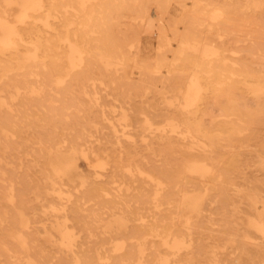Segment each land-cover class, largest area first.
<instances>
[{"label":"rangeland","instance_id":"374dc122","mask_svg":"<svg viewBox=\"0 0 264 264\" xmlns=\"http://www.w3.org/2000/svg\"><path fill=\"white\" fill-rule=\"evenodd\" d=\"M116 4L108 23L116 46L120 45L129 60V76L84 84L69 79L57 87L51 82L40 84L15 76L9 55H0V238L18 231L11 222L21 218L29 227L28 238L57 257V247H49L46 240L50 223L62 220L54 217L57 211L53 209L59 205L50 185L52 179L42 178L49 134L54 128L71 133L75 150L90 153L96 149L99 136L108 133V124H117L121 108H138L148 116L168 107L174 93L162 89L158 77L169 79L180 72L184 82L194 69L205 89L190 110L211 137L210 141L200 139L196 148L201 153L199 159H210L205 163L211 174L204 179L186 178V186L193 187L194 194L202 199L200 216L190 222L197 245L193 264H208L210 251L215 252L219 264H264V254L251 248L245 252L248 248L244 245L246 241L252 247L264 239V234L252 226L261 221L264 227V0H201L197 5L193 0H117ZM219 9L222 16L211 20ZM4 14L14 16L10 10ZM148 21L150 26L146 27ZM53 34L46 36L51 39ZM185 38L197 42L200 49L208 44L215 48L222 63L201 67L200 56L188 50L180 58V42ZM187 58L199 66L184 64ZM138 65H144L148 74L139 73ZM2 69L8 70L5 75ZM120 84L121 92L113 91L111 86ZM38 87L43 90L34 95L31 91ZM259 87L263 88L258 92ZM93 99L97 108L90 106L95 104ZM178 102L180 97L173 103ZM142 126L141 121L132 124L127 130L130 139L121 141L125 146L133 140L135 149L125 154L120 164L116 161L119 169L105 178L109 198H114L119 188L136 194L133 188L141 180L138 169L148 172L162 167L165 158L174 162L171 155L166 157L167 150L156 146L155 140L149 141V135L143 133L147 137L142 138ZM109 146L116 148V144ZM110 159L103 161L111 163ZM75 164L77 175L63 183L54 181V188L63 192L61 202L80 196L81 182L91 178L92 163L88 159L77 155ZM149 196L150 192L144 195ZM141 203L139 198L129 196L114 206L87 202L82 221L89 233L80 232L82 239L115 237L113 242L118 241L125 232L108 226L120 218L127 231L141 229L139 225L148 223L152 216V211L139 207Z\"/></svg>","mask_w":264,"mask_h":264},{"label":"bare ground","instance_id":"6f19581e","mask_svg":"<svg viewBox=\"0 0 264 264\" xmlns=\"http://www.w3.org/2000/svg\"><path fill=\"white\" fill-rule=\"evenodd\" d=\"M199 1L201 0H193L194 5ZM116 2L117 0H0V6L4 8L3 11L0 10V55H9V60L13 61L11 69L16 71L15 76L40 84L44 81L51 82L57 87H61L69 79L84 84L94 80L113 82L114 79L129 76L126 75L129 60L122 53L120 45L116 46V41L110 34V22L108 23L111 12L116 10ZM6 10L14 12L13 18L5 16ZM221 14L220 9L216 10L210 19L217 20ZM56 21L59 24H56ZM148 26L149 21L146 22V27ZM49 32L55 34L51 39L46 36ZM180 47L179 57L184 50H188L200 56L201 67L209 68L213 63L223 60L217 50L209 44L201 46L200 49L197 42L185 38L181 40ZM51 51L53 52L50 53ZM188 59L184 60V64L199 66V63L197 65L191 62L192 59ZM223 64L225 66L226 62L223 61ZM138 68L142 74L148 71L144 65H138ZM6 71L8 70L2 69V75H5ZM180 75L178 72L173 78L156 79L162 84V89H169L174 93L173 101L167 102L170 109L167 107L164 111L147 116L138 108H121L117 124L108 120V133L99 136L94 146L96 149L90 153L84 150L77 152L70 140L72 134L54 128L46 140V155L40 157H44L46 165L42 178L52 179L50 185L59 205L53 209L54 212L57 211L54 217L62 218L61 221L56 219L50 223V233L46 240L49 247L56 246L60 253L55 257L45 251V246L30 240L27 236L29 227L19 218L17 222H11L18 231H9L3 239L0 238V264L194 263V250L197 245L190 222L192 218L200 216L202 199L198 193L194 194L193 187L186 186V178L204 179L210 176V166L205 163L210 159H199L201 153L196 147L199 146L200 139L210 141L211 137L203 131L196 115L190 110L205 89L202 78L194 69L185 77L184 82L181 81ZM154 85L156 87V83ZM111 87L113 91L121 92L123 85ZM262 88L259 87L256 91L259 92ZM42 90V87H38L31 92L38 95ZM177 97L181 98V102L175 105L173 102ZM94 101L95 104L90 106L97 108L96 99ZM140 114L144 116L141 118ZM114 117L116 121V114ZM153 118L158 121L154 122ZM138 121L143 123L140 129L142 138L145 139L149 135V141L155 140L153 143L157 144L156 146L167 150L166 157L171 155L174 162L166 161L165 158L162 167L152 168L148 172L138 169L141 180L140 185L133 188L137 191L136 194L128 192V188H119L114 198H109V191L104 186L107 183L105 178L112 176L116 169H119L116 161L120 164L122 157L135 149L133 140L125 146L121 141L125 140L124 138L130 139L128 127ZM119 132L121 134H118ZM110 144H116V148L111 149ZM77 155L88 159L90 165L92 163L91 178L81 182L80 196L74 199L66 198L61 202L63 192L60 188L55 189L54 183L69 181L78 174L75 164ZM111 157V163L103 161H110ZM203 190L204 193L207 191L206 188ZM149 192L150 196L144 197ZM128 196L139 198L142 202L139 207L152 211L148 223L139 225L141 229L127 231V225L120 218L113 222L114 225L108 226L125 232V236L118 241L113 242L115 237L94 241L82 239L80 232L89 233L82 221V212L87 210V202L94 201V205L103 203L104 206L113 203L114 206L126 201ZM79 197H82L83 201H80ZM13 200L11 195L9 202L12 203ZM86 206L89 207L87 204ZM252 226L264 234L261 221ZM244 245L248 248L244 247L245 252L252 249L257 250L258 254H264V239L252 247H249L246 241ZM204 252L209 253V250ZM215 255L214 251H210L208 264H219Z\"/></svg>","mask_w":264,"mask_h":264}]
</instances>
